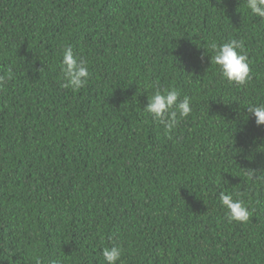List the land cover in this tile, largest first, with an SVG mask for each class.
<instances>
[{
    "label": "trees",
    "instance_id": "trees-1",
    "mask_svg": "<svg viewBox=\"0 0 264 264\" xmlns=\"http://www.w3.org/2000/svg\"><path fill=\"white\" fill-rule=\"evenodd\" d=\"M230 39L243 86L211 63ZM65 47L87 61L79 90ZM0 78V264H105L113 245L121 264H264V125L247 112L264 20L246 0H0ZM157 89L191 98L172 129L144 111Z\"/></svg>",
    "mask_w": 264,
    "mask_h": 264
},
{
    "label": "clouds",
    "instance_id": "clouds-1",
    "mask_svg": "<svg viewBox=\"0 0 264 264\" xmlns=\"http://www.w3.org/2000/svg\"><path fill=\"white\" fill-rule=\"evenodd\" d=\"M223 0H217L222 3ZM246 7L251 14L264 20V0H246ZM214 53L211 63L218 66L222 79L229 83L243 86L251 79L248 57L245 54L244 41L230 39L222 44L212 42L209 45ZM61 71L64 77L63 87L74 91L83 88L90 77L87 61L77 57L71 47H65L62 52ZM11 77H9L10 79ZM2 82V78H0ZM178 90L161 91L157 89L149 98L144 107L151 118L163 125L165 129H172L179 119H185L192 113L191 98L184 96ZM250 116H254L257 126L264 125V103L253 104L247 107ZM248 174L255 180L260 179L252 170ZM222 206L226 209L229 222L247 223L250 218L249 208L241 199H234L232 194L223 191L219 194ZM105 264H121L122 249L119 246L105 247L102 250Z\"/></svg>",
    "mask_w": 264,
    "mask_h": 264
}]
</instances>
